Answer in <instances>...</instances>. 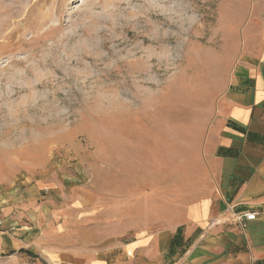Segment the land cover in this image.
<instances>
[{
  "label": "rangeland",
  "instance_id": "rangeland-1",
  "mask_svg": "<svg viewBox=\"0 0 264 264\" xmlns=\"http://www.w3.org/2000/svg\"><path fill=\"white\" fill-rule=\"evenodd\" d=\"M253 3L0 0V264H36L8 249L7 206H69L117 175L188 183Z\"/></svg>",
  "mask_w": 264,
  "mask_h": 264
},
{
  "label": "crops",
  "instance_id": "crops-1",
  "mask_svg": "<svg viewBox=\"0 0 264 264\" xmlns=\"http://www.w3.org/2000/svg\"><path fill=\"white\" fill-rule=\"evenodd\" d=\"M247 31L187 184L180 168L173 179L139 186L117 175L110 194L69 206L36 207V197L16 205L23 210L15 217L7 206L1 216L18 227L8 248L16 259L28 252L36 264H264V0H254ZM229 206L255 219L242 229Z\"/></svg>",
  "mask_w": 264,
  "mask_h": 264
},
{
  "label": "built area",
  "instance_id": "built-area-1",
  "mask_svg": "<svg viewBox=\"0 0 264 264\" xmlns=\"http://www.w3.org/2000/svg\"><path fill=\"white\" fill-rule=\"evenodd\" d=\"M227 209L232 216V220L236 222L242 229L245 227V222L252 221L255 219V214L253 213H234L232 206H229ZM1 225L2 222L0 221V226Z\"/></svg>",
  "mask_w": 264,
  "mask_h": 264
}]
</instances>
